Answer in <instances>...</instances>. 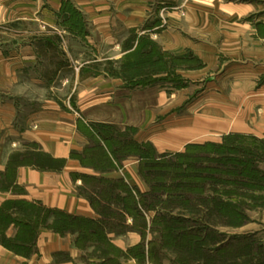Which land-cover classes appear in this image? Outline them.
I'll use <instances>...</instances> for the list:
<instances>
[{"label": "crops", "instance_id": "obj_1", "mask_svg": "<svg viewBox=\"0 0 264 264\" xmlns=\"http://www.w3.org/2000/svg\"><path fill=\"white\" fill-rule=\"evenodd\" d=\"M76 2L88 16L85 37L77 35L75 23L68 27L69 32L58 20L61 0H53L51 6L50 0H0V206L27 200L97 220L100 216L88 196L85 179L124 182L147 190L140 184L139 153L134 158L122 143L124 149L111 153L99 144L106 162L97 165L92 156L99 138L94 123L134 128L138 145L151 132L140 131L145 120L154 117L150 106H140V87L128 88L121 79L88 67L90 62L118 57L97 54L100 47L114 50L133 31L150 30L177 60L197 64L192 68L185 64L178 70L168 95L159 92L156 107L165 99L170 114L167 130L161 132L163 124L153 128L157 147L177 152L192 143L220 142L229 134L264 139V0ZM165 6L174 9L167 13L165 28L156 30L160 22H153ZM177 6L182 7L183 16L175 10ZM74 44L93 51L92 57L85 56L89 60L81 63L84 52L68 51ZM59 47L67 55L62 53L60 60L57 56L50 68L49 52L55 50L59 55ZM76 61L80 66L74 67ZM84 64L88 74L82 88ZM67 72L74 77L72 93L76 92L69 109L49 96L54 89L49 77L69 76ZM13 232L10 228L8 235ZM104 235L125 253L140 243L137 231L112 230ZM37 247L39 254L26 258L0 243V264H84V252L70 235L44 230ZM62 255L71 259L57 260ZM90 262L103 264L105 260L97 257ZM120 264L138 263L122 257Z\"/></svg>", "mask_w": 264, "mask_h": 264}, {"label": "rangeland", "instance_id": "obj_2", "mask_svg": "<svg viewBox=\"0 0 264 264\" xmlns=\"http://www.w3.org/2000/svg\"><path fill=\"white\" fill-rule=\"evenodd\" d=\"M76 1L61 0V8L56 13V16L59 21L64 22V26L69 32L71 30L68 27L74 23L73 21L80 19L78 21L80 27H77L76 32L77 35L85 37L89 31L88 16L80 9ZM52 3L53 0H50L49 5L51 6ZM170 9L174 8L165 6L161 8L156 17L154 16L155 20L153 23L156 24L158 20L160 22L159 26L157 25L158 27L154 29L165 28L168 22L167 13ZM175 10H179L180 14L184 15L182 7L177 6ZM149 18L152 19L153 17ZM118 31L120 33L123 32L121 28H118ZM150 33V30L144 33L133 31L114 50L110 51L106 47H100V53L96 50L98 57H103L102 54L106 53L114 54L113 56L119 54V56L117 55L118 57L98 61L96 64L93 62L88 63V67L91 66L96 70L95 73L101 72L104 74L106 72L107 77L121 79L128 88L134 89L140 87V106L141 104L147 107L150 106L152 115L154 116L150 121L148 119L145 120V124L140 126V131L142 132L151 131L150 133L145 132L146 135L143 138H146V141H140V184L147 188L146 191H142L134 186H126L124 182L123 186H120L114 184L115 181L113 184L110 181H97L91 178L85 181L90 196L95 200V205H93L100 216L94 221L99 222L103 229L109 232L112 230L117 231V233L137 231L140 234V243L128 248L127 253H125L110 244V242L100 239L96 240L89 235L85 236L84 234L73 233L71 231H67L64 235H61H70L74 238L76 245L84 252L82 256L84 264H92L90 259L95 260L97 257L104 258L105 263L103 262V264H120L122 257L133 258L138 264H264V142L248 137L240 138L237 142V144L241 143L242 147H252L256 151V157L259 158L254 162L253 169L254 167L257 168L262 174L258 178L260 182L252 183V190L240 193L233 188L231 183L225 181L226 183L217 184L215 181L206 179L205 185H203V193H195L192 196L190 192H187V197L192 196L190 202H184L185 197L175 199V202L168 207L169 211H164L161 208V201H166L168 199L167 196H164L163 199L158 198L159 200L157 201L149 199V202L152 204L149 208L143 204L145 201L144 194L151 192L152 184L158 179L160 173L154 164L156 162L152 161V158L155 161L165 158L167 160L173 159L178 153H186L187 147L190 145L188 144L177 152L170 147H157V143L155 142L157 132H153V128L159 129V126L163 124L161 132L167 130L169 126L167 119L170 114L167 100L164 99V102L156 107V104L160 102L159 92L166 91L168 95L174 89L175 86L170 84V82L176 84L178 70L184 69L185 64L190 68L197 65L194 61L177 60V57L166 51ZM145 34L149 35L150 39L142 41L140 36H144ZM54 36L53 33L49 35L50 38H54ZM68 51L70 54L73 51L75 54L84 52L81 63H83V59L89 60L85 56L90 55L92 57L93 54V51H89L86 46L77 44H74ZM49 53L48 64L50 68L57 62V56H59L60 60L62 53L67 55L60 47L59 55L55 50H51ZM76 64L79 65L76 61L74 67ZM94 64L96 65L95 67H93ZM67 74L69 76L58 79L52 76L49 77V79H53L49 86L54 87L53 90H50L49 96L57 99L61 107L65 109H69V106L73 105L74 97L76 98V92L72 93L74 77L71 72H67ZM86 74H88V71H85L84 64L81 67L80 73V86L82 88L87 84V81L83 80ZM94 129L99 136V143L98 140L94 142V151H92L94 153L92 156L95 158V164L103 166L107 159L102 156L103 152L99 144H103V149L106 148V151H110L111 153L112 151H117L116 148H121L123 144L124 148L127 147L129 154L133 155L134 158L137 157L138 150L136 146L128 147L130 139L133 138L132 140L135 141L134 135L136 130L134 128L121 129L119 126L109 123H94ZM226 136L220 142L207 141L192 144H221L224 143ZM187 152L198 154L194 150ZM189 175L191 178V176L195 175V172L191 170ZM168 182H171V179ZM189 182L200 183L196 179H189ZM125 187H128L130 190H126ZM124 200L129 201V204L131 202H138L141 214H134L135 212L126 208ZM111 202L115 204L111 206L109 204ZM217 204L218 207L215 208ZM37 205L44 207L46 210L52 209L38 202ZM20 207V210L16 208L14 217L26 222V212L28 210ZM44 208L39 209V211L37 210L38 212L34 214L30 222V229L28 226L16 224L15 222L0 225V228L5 229L4 231L0 229V243L2 244V241H5L4 239L11 240L10 246L14 249L4 244L2 245L14 254L22 257L29 258L38 255L37 241L40 233L44 230L54 231L49 227L53 224V217L49 218L48 226L44 223V219L47 216ZM236 208L240 212L238 210L235 211ZM158 212H161L165 216H183L184 218H188L190 222L184 223V225L189 228L187 229L197 238L196 240L205 243L204 246L206 247L204 250L191 254V250L189 251L190 239L184 240V237L181 236L175 237V240L173 239L174 237H170V231H163L164 227L160 224ZM10 228L14 229L13 235H8ZM223 244L230 245L225 246ZM260 245L262 247L258 249L257 247ZM250 252L251 255H249ZM70 259L68 255H62L57 258V260L65 261Z\"/></svg>", "mask_w": 264, "mask_h": 264}, {"label": "trees", "instance_id": "obj_3", "mask_svg": "<svg viewBox=\"0 0 264 264\" xmlns=\"http://www.w3.org/2000/svg\"><path fill=\"white\" fill-rule=\"evenodd\" d=\"M80 21V19H78ZM73 21L75 26L80 27V23ZM142 41H147L150 39L149 35L140 36ZM159 59V57H158ZM177 81V80H176ZM107 136V135H106ZM105 137V136H104ZM250 138L256 141L264 142V139H258L255 137L244 136V135H236V134H229L225 137L224 143H206V144H190L187 147V151L194 150L198 154H190V152L186 153H178L175 155L173 159H160L155 161L152 158V161L155 166L159 169L160 173L158 175V179L152 184V190L148 194H144V206L151 207L152 204L149 202V199L152 201H157L163 199L164 196H167V200H160L161 201V208L164 211H169L168 207L175 202V199H179L180 197H185L184 202H190V198L195 195V193H203L205 185V180L215 181V183L219 184L222 182L231 183L233 188L236 189L237 192L242 193L243 191L252 190V183L260 182L258 178L261 176L262 172H260L257 168L254 167L253 164L257 161L256 151L252 149V147H242L241 143H238L240 138ZM133 139V138H132ZM130 139V146H136L137 153L140 154V145H138L135 141ZM133 141V142H132ZM192 161V162H190ZM205 161V162H204ZM157 164V165H156ZM252 168V169H251ZM193 170L195 175L191 176L190 178V171ZM228 174V175H226ZM171 177V178H169ZM229 177V178H228ZM90 179V178H87ZM85 179V181L87 180ZM99 181H103V179L98 178H91ZM171 182H168L170 181ZM190 180L196 179L199 180L198 182H189ZM106 181V180H104ZM225 182V183H226ZM113 184V181H110ZM213 183V184H215ZM224 183V184H225ZM251 183V184H250ZM114 184L123 186L121 183L115 181ZM126 188V187H125ZM126 190H130L128 187ZM198 191V192H196ZM190 192L192 194L191 197H187L186 193ZM92 203L95 205V200L93 197L88 195ZM125 199V198H124ZM111 206L115 203H109ZM124 205L126 208L135 212L134 214L140 215V207L138 202H131L124 200ZM26 208L28 212L27 221L20 218H15V211L16 208L19 207ZM37 205L35 202H30L27 200H16V201H9L4 205L0 206V225L5 223H16L23 226H31V220L35 213L44 207ZM20 207V208H21ZM218 207V204L215 205V208ZM45 209V208H44ZM25 210V211H26ZM31 213H29L30 211ZM38 210V211H37ZM240 210L236 208L235 211ZM47 212V216L44 219L45 225L48 226V221L50 217H53V224L49 226L54 231L65 234L67 231H71L73 233L84 234L85 236H90L95 238L96 240H107V237L104 235L106 231L103 229L99 222L94 221V219L79 217L75 215L68 214L61 210L56 209H45ZM238 214L240 215V213ZM20 213V212H19ZM158 217L160 219V224L164 227L163 231L171 233L170 237H174L173 239L176 240L175 237H184L183 239H190L189 241V251L191 254H196L197 252H202L206 246L204 242L196 240L197 238L191 234L188 230L189 228L184 225V223L190 222L188 218H184L183 216H165L158 212ZM244 217V215H243ZM194 221V220H193ZM24 222V223H23ZM28 224V225H27ZM175 226V228H174ZM70 228V229H68ZM188 228V229H187ZM2 229V228H0ZM186 229V231H185ZM3 231L5 229H2ZM32 230V229H31ZM183 230V231H182ZM1 231V230H0ZM180 231V232H179ZM178 235V236H177ZM195 238V239H194ZM2 244L6 245L9 248L11 240L4 239ZM12 243V242H11ZM225 245V244H223ZM230 245L226 244L225 246ZM261 245L257 248L260 249ZM14 249V248H12ZM17 251V250H16ZM251 255V252L250 254Z\"/></svg>", "mask_w": 264, "mask_h": 264}]
</instances>
